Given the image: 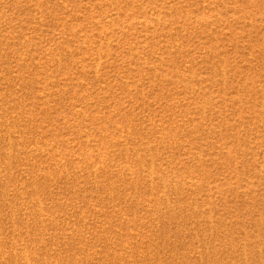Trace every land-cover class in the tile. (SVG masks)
Masks as SVG:
<instances>
[{"label": "rangeland", "instance_id": "374dc122", "mask_svg": "<svg viewBox=\"0 0 264 264\" xmlns=\"http://www.w3.org/2000/svg\"><path fill=\"white\" fill-rule=\"evenodd\" d=\"M0 264H264V0H0Z\"/></svg>", "mask_w": 264, "mask_h": 264}]
</instances>
